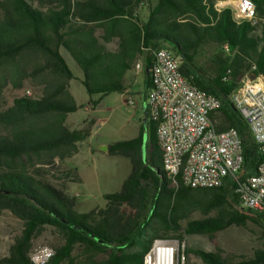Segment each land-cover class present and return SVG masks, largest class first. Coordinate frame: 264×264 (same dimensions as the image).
<instances>
[{
  "label": "trees",
  "instance_id": "obj_1",
  "mask_svg": "<svg viewBox=\"0 0 264 264\" xmlns=\"http://www.w3.org/2000/svg\"><path fill=\"white\" fill-rule=\"evenodd\" d=\"M216 1L0 0V88L7 82L21 90L30 82L40 89L0 111V212L21 223L0 264H30L33 241L46 229L59 242L49 264H142L153 242L172 234L179 242L187 236L213 240L253 220L264 232V212L242 209L231 179L218 188L192 189L179 179L174 185L163 172L157 122L148 119L144 104L149 73L142 93L144 130L107 146L109 155L128 159L131 170L119 192L103 196L104 208L78 213L76 197L65 188L26 172L78 152L80 132L66 122L79 109L69 90L74 76L61 50L80 70L95 109L104 96L126 92L124 77L142 53L165 48L179 59L187 81L218 99L220 107L211 115L213 123L216 115L222 119L216 129L237 132L244 157L239 178L254 174L263 156L229 97L244 74L264 77V0H252L260 37L250 23L234 22L228 9L217 13ZM144 5L148 14L141 17ZM201 49L228 54L213 78L196 64ZM193 211L203 219L186 222ZM194 254L201 264H264V250L236 263L217 253Z\"/></svg>",
  "mask_w": 264,
  "mask_h": 264
},
{
  "label": "built area",
  "instance_id": "obj_2",
  "mask_svg": "<svg viewBox=\"0 0 264 264\" xmlns=\"http://www.w3.org/2000/svg\"><path fill=\"white\" fill-rule=\"evenodd\" d=\"M213 8L217 13L228 9L236 23L252 25L256 21L252 0H220ZM179 67V59L165 48L153 52L148 67L151 89L144 104L148 119L157 122L156 141L162 152L163 172L174 185L179 179L192 189L218 188L231 179L240 207L264 212V77L244 74L229 97L263 156L254 174L239 178L244 157L237 132L216 129L211 115L220 107L218 99L193 86L180 74ZM134 68L142 70L141 63L136 62ZM126 102L135 105L132 99ZM53 256V249L38 246L29 252L28 259L30 264H49ZM142 264L188 261L183 245L157 240Z\"/></svg>",
  "mask_w": 264,
  "mask_h": 264
},
{
  "label": "rangeland",
  "instance_id": "obj_3",
  "mask_svg": "<svg viewBox=\"0 0 264 264\" xmlns=\"http://www.w3.org/2000/svg\"><path fill=\"white\" fill-rule=\"evenodd\" d=\"M138 13L141 17H146L147 7L144 5ZM252 25L255 26V35L260 37V25L256 21ZM155 50L156 48L144 52L142 56L150 57ZM61 54L74 76L69 83V90L79 109L69 114L66 122L71 130L80 132L78 152L72 158L63 161L54 160L51 165L29 167L26 172L30 176L43 177L65 188L64 192L67 195L76 197V211L88 213L96 208H104L103 196L119 192L130 173L129 160L119 155H109L107 146L133 139L138 136L140 129L144 130L147 119L142 100L145 68L140 71L135 70L134 65L140 58L138 57L132 69L124 77L126 92L110 93L101 99L95 109H92L89 104L90 98L80 83V70L65 51L61 50ZM227 55L217 49H201L195 61L208 77L213 78L218 74ZM2 80L3 78H0V82ZM39 91L40 89L32 87L30 82H24L21 90L13 89L6 82L0 88V111L10 107L15 98L34 97ZM128 99L134 100L135 105L127 104ZM221 120L217 115L214 117L215 124L221 123ZM105 147L106 151L103 150ZM74 177L79 179L78 182L70 183V178ZM201 219L203 216L193 211L186 222ZM20 230L21 223L16 218L7 211L0 212V258L7 255L14 237ZM157 240L175 241L180 246L183 245L188 264H201L200 259L194 254L195 251L217 253L222 258L236 263L250 258L256 250H264L263 226L256 220L247 221L244 227L231 226L218 232L213 240L207 236H187L179 242L175 234L157 238L155 241ZM58 245V240L49 229L33 241L34 248L48 246L55 250Z\"/></svg>",
  "mask_w": 264,
  "mask_h": 264
},
{
  "label": "crops",
  "instance_id": "obj_4",
  "mask_svg": "<svg viewBox=\"0 0 264 264\" xmlns=\"http://www.w3.org/2000/svg\"><path fill=\"white\" fill-rule=\"evenodd\" d=\"M143 59H144V64H142V60H143ZM151 60H152V55H151L150 57H147V55H144V57L141 56V57L139 58L138 62L141 63L142 68H148L147 66L150 64Z\"/></svg>",
  "mask_w": 264,
  "mask_h": 264
},
{
  "label": "water",
  "instance_id": "obj_5",
  "mask_svg": "<svg viewBox=\"0 0 264 264\" xmlns=\"http://www.w3.org/2000/svg\"><path fill=\"white\" fill-rule=\"evenodd\" d=\"M149 73V70L148 68H145V74H148ZM146 117V116H145ZM104 151H106V147L103 149Z\"/></svg>",
  "mask_w": 264,
  "mask_h": 264
}]
</instances>
